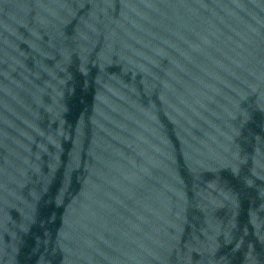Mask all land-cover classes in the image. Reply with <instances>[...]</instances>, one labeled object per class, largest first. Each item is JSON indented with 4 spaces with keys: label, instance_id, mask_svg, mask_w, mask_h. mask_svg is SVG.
Listing matches in <instances>:
<instances>
[{
    "label": "water",
    "instance_id": "1",
    "mask_svg": "<svg viewBox=\"0 0 264 264\" xmlns=\"http://www.w3.org/2000/svg\"><path fill=\"white\" fill-rule=\"evenodd\" d=\"M0 264H264V0H0Z\"/></svg>",
    "mask_w": 264,
    "mask_h": 264
}]
</instances>
